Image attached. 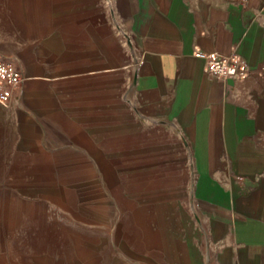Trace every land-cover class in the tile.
<instances>
[{"label":"crops","instance_id":"1","mask_svg":"<svg viewBox=\"0 0 264 264\" xmlns=\"http://www.w3.org/2000/svg\"><path fill=\"white\" fill-rule=\"evenodd\" d=\"M0 26L31 170L0 264H264V0H0Z\"/></svg>","mask_w":264,"mask_h":264},{"label":"rangeland","instance_id":"2","mask_svg":"<svg viewBox=\"0 0 264 264\" xmlns=\"http://www.w3.org/2000/svg\"><path fill=\"white\" fill-rule=\"evenodd\" d=\"M7 28V26H0ZM8 113L0 108V258H8L11 256H22L19 249H15L16 235L15 233L6 231L10 230V222L14 213H18L17 202L13 196L19 191L29 190L30 186H25L23 182H16V178H20L24 173L31 170L14 168V162L11 161L13 155L12 150L15 148L14 131L10 127ZM20 184V185H19ZM11 212L13 216L11 217ZM5 222V228L2 222ZM4 228V229H3Z\"/></svg>","mask_w":264,"mask_h":264},{"label":"built area","instance_id":"3","mask_svg":"<svg viewBox=\"0 0 264 264\" xmlns=\"http://www.w3.org/2000/svg\"><path fill=\"white\" fill-rule=\"evenodd\" d=\"M195 56L204 62V73L210 78L243 80L249 69L246 60L236 52L223 55L198 51ZM23 82L22 75L10 64L0 61V105L7 107L15 89Z\"/></svg>","mask_w":264,"mask_h":264}]
</instances>
